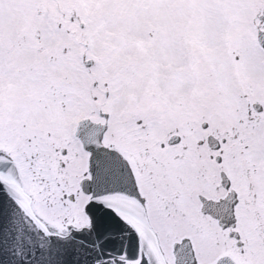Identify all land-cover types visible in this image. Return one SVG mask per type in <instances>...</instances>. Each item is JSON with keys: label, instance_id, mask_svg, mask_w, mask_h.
Instances as JSON below:
<instances>
[{"label": "snow or ice", "instance_id": "1", "mask_svg": "<svg viewBox=\"0 0 264 264\" xmlns=\"http://www.w3.org/2000/svg\"><path fill=\"white\" fill-rule=\"evenodd\" d=\"M0 264H264V0H0Z\"/></svg>", "mask_w": 264, "mask_h": 264}]
</instances>
